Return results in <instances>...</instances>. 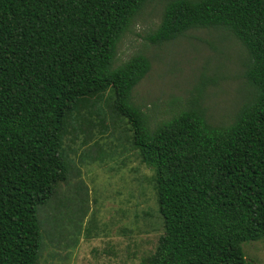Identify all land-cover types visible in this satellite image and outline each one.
Segmentation results:
<instances>
[{"label":"trees","instance_id":"1","mask_svg":"<svg viewBox=\"0 0 264 264\" xmlns=\"http://www.w3.org/2000/svg\"><path fill=\"white\" fill-rule=\"evenodd\" d=\"M147 1L0 0V264H38L36 212L66 180L63 141L75 122L85 145L92 114L79 110L107 91L153 172L161 232L139 264H246L241 244L264 237V0H164L146 36L161 45L212 29L240 44L249 98L216 125L204 82L161 116L132 101L149 59L115 56Z\"/></svg>","mask_w":264,"mask_h":264},{"label":"rangeland","instance_id":"2","mask_svg":"<svg viewBox=\"0 0 264 264\" xmlns=\"http://www.w3.org/2000/svg\"><path fill=\"white\" fill-rule=\"evenodd\" d=\"M163 3L148 0L117 46L116 65L137 53L150 62L132 101L161 116L173 99L186 101L204 82L207 120L214 125L228 122L249 98L242 78L244 50L231 36L212 29L190 30L173 41L151 44L146 36L158 22ZM110 95L107 91L99 103L79 110L81 116L92 114L93 127L81 123L89 133L84 146L75 122L63 141L66 180L36 212L38 264H139L161 232L150 184L153 172L131 150L129 126L110 111ZM99 118L105 124L101 134ZM241 251L246 264H264V237L242 243Z\"/></svg>","mask_w":264,"mask_h":264}]
</instances>
